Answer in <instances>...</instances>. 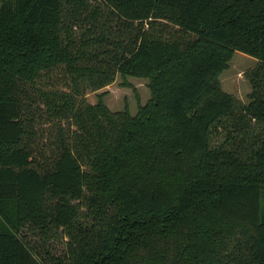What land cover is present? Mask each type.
<instances>
[{
	"label": "trees",
	"instance_id": "obj_1",
	"mask_svg": "<svg viewBox=\"0 0 264 264\" xmlns=\"http://www.w3.org/2000/svg\"><path fill=\"white\" fill-rule=\"evenodd\" d=\"M263 191L264 0H0V264H264Z\"/></svg>",
	"mask_w": 264,
	"mask_h": 264
},
{
	"label": "rangeland",
	"instance_id": "obj_2",
	"mask_svg": "<svg viewBox=\"0 0 264 264\" xmlns=\"http://www.w3.org/2000/svg\"><path fill=\"white\" fill-rule=\"evenodd\" d=\"M256 62L257 60L254 57L236 51L228 67L220 76L223 89L243 101H248L247 95L251 91V85L246 73L254 67ZM100 96L111 110L118 111L127 106L132 114H136L139 104H145L151 98V91L148 86V79L144 77H122L118 75L113 83L99 90H91L86 94L87 100L91 103L97 102ZM263 207L264 191L262 194V209H264ZM29 235L32 243L43 250V243L36 239L37 235L33 233ZM46 244L53 255L62 254L64 251V240H51Z\"/></svg>",
	"mask_w": 264,
	"mask_h": 264
}]
</instances>
